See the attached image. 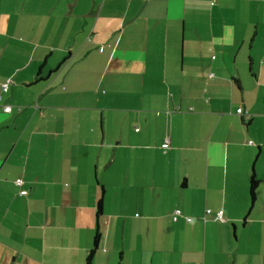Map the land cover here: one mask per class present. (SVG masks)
<instances>
[{
  "label": "crops",
  "instance_id": "1",
  "mask_svg": "<svg viewBox=\"0 0 264 264\" xmlns=\"http://www.w3.org/2000/svg\"><path fill=\"white\" fill-rule=\"evenodd\" d=\"M206 4L0 0V264H264V0Z\"/></svg>",
  "mask_w": 264,
  "mask_h": 264
},
{
  "label": "trees",
  "instance_id": "2",
  "mask_svg": "<svg viewBox=\"0 0 264 264\" xmlns=\"http://www.w3.org/2000/svg\"><path fill=\"white\" fill-rule=\"evenodd\" d=\"M66 58H67V55L60 60V62L57 64L56 67L50 68L45 73V75H43V76L40 74V72L42 71L41 70L42 67H39L38 71L36 72V77L34 79V82L37 81L38 79L43 80V79L47 78L53 72L56 73L58 71V69L60 68V66L62 65V63L65 61ZM2 84H1V86H2ZM8 86H9V81H8ZM8 86H7V88H8ZM242 111H243V109H242ZM238 115H243V114H238ZM256 184H257V181L252 177L251 180H250V184L248 185L249 196L251 198L250 200L254 199V197H255ZM101 209H102V199L100 198L97 201V205H96V209H95L96 224H95L94 237L92 239V246H91V248H90V250H89V252L87 254V261L88 262H89L91 256L93 254H95V252H96V250L98 248V242H99V239H100V232H99V229H98V224H99V216L101 215Z\"/></svg>",
  "mask_w": 264,
  "mask_h": 264
},
{
  "label": "built area",
  "instance_id": "3",
  "mask_svg": "<svg viewBox=\"0 0 264 264\" xmlns=\"http://www.w3.org/2000/svg\"><path fill=\"white\" fill-rule=\"evenodd\" d=\"M7 86H8V81H6V82H4L3 84H2V86H1V90L2 91H6L7 90ZM242 107L241 106H239L237 109H235V113L236 114H243V111H242ZM0 110L2 111V112H10V106L8 105V104H4V105H1V107H0ZM16 183L17 184H20L21 183V180L20 179H17L16 180ZM180 210L179 209H176L174 212H173V214L174 215H180ZM208 213H211V210L210 209H206V211H205V214H208ZM214 218H215V220H220V221H222L223 220V217L221 216V214L220 213H215L214 214ZM185 220L187 221V222H189V221H191V218L190 217H185Z\"/></svg>",
  "mask_w": 264,
  "mask_h": 264
},
{
  "label": "rangeland",
  "instance_id": "4",
  "mask_svg": "<svg viewBox=\"0 0 264 264\" xmlns=\"http://www.w3.org/2000/svg\"><path fill=\"white\" fill-rule=\"evenodd\" d=\"M217 2H218V0H207L206 7L208 8V5L210 8H212V6L216 7Z\"/></svg>",
  "mask_w": 264,
  "mask_h": 264
}]
</instances>
